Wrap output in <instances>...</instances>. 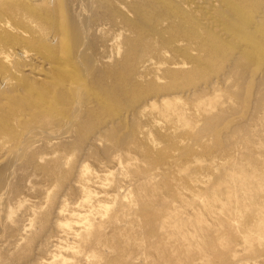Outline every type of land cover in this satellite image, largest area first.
I'll use <instances>...</instances> for the list:
<instances>
[{
    "label": "rangeland",
    "instance_id": "obj_1",
    "mask_svg": "<svg viewBox=\"0 0 264 264\" xmlns=\"http://www.w3.org/2000/svg\"><path fill=\"white\" fill-rule=\"evenodd\" d=\"M13 1L19 2L0 0V9L14 7ZM100 1L65 0L67 10L48 20L56 34L40 28L37 35L52 36L59 51L75 29L80 41L71 40V47L78 70L90 75L86 92L66 94L63 103H70L59 106L57 89L25 93L17 84L8 97L0 89V264H264V67L237 65V53L195 72L181 67L193 73L175 90L125 111L110 103L119 114L109 120L90 97L105 96L96 84L113 85L108 74L119 72L138 34L127 0ZM44 6L50 8L45 3L38 10L49 12ZM254 12L246 9V19L261 38L264 0ZM27 16L6 19L35 35L40 24ZM145 52L139 56L147 58ZM155 56L144 79L138 77L142 65L129 61V91L144 92L150 79L172 67L165 55ZM30 67L20 71L32 79L37 70ZM102 74L106 80L97 82Z\"/></svg>",
    "mask_w": 264,
    "mask_h": 264
},
{
    "label": "bare ground",
    "instance_id": "obj_2",
    "mask_svg": "<svg viewBox=\"0 0 264 264\" xmlns=\"http://www.w3.org/2000/svg\"><path fill=\"white\" fill-rule=\"evenodd\" d=\"M16 1H19V2L13 1L14 7L8 6V7H5V9H0V46L3 47V50L0 48V89L2 90L0 91L2 92L3 96L8 97L9 96L8 93H10V89L11 91H13L12 89L17 84H19V87L22 88L23 92L25 93L31 92L34 87L42 91H46V92H50L54 89H57L59 94H58L57 100L54 99V101L59 106H63L62 103L65 100V95L66 94L68 95V93H71L72 91H78L80 88L82 89L83 87H87V84L85 86V81H84L85 75L88 74V78H90L89 73L83 70L79 71L76 66V61L74 57L75 54L73 55L74 51L71 47V40L73 41L74 45H76L75 43L79 44L80 40H79V35L75 31V29L70 27V34L72 37H70V40H68V42L66 43L67 45L65 46V48H61L60 50V46H57L59 47V51H58V48L55 49V46H54L55 43L50 42L52 40H55L54 38L53 39L51 38L52 36L50 38L48 36L49 39L45 37L46 35L43 36V34H46L44 31H46L47 29H50L54 33L56 32L54 31L55 22L53 21L49 23L48 22L49 17L53 16V14H55L56 12H59L60 10L61 11L64 10V7L67 5L66 4L67 2L65 3L64 2L65 0H38L37 1L38 4H34L35 5L34 6V5H30L29 1H26V0H23V1L16 0ZM101 1H100V4H101ZM103 1H105L104 3H107V4H109L110 2V0H103ZM127 1H128V4L130 3L128 5L130 8L129 9L130 11H128V13L129 12L133 13L136 16V20L134 19L135 21L134 22L131 21V22L133 23L132 26L134 27L135 32L138 34V37H136L135 40L131 39L133 41H130V46L128 47V50L126 51V53L124 52V56L122 57L123 60L121 61L122 64L119 65L120 66L119 67L120 70L118 69L119 72L116 73L115 72L116 69H115L114 70L115 73L112 71L114 74L113 73H111V75L108 74V78L110 77L111 81L113 80L112 81L113 85L111 87H109L111 85V82L108 86L109 88L103 87L105 86L104 84L103 86H101L102 84L100 83L96 84L95 83L96 81L95 82L92 81L93 83L91 82L93 85L94 84L98 85V88L95 85L93 86L97 88V89L95 88L94 90L100 95L105 94L106 97L104 96L105 97L104 98L101 96V98H99L100 96H97V98H95L92 95L90 98L93 101L95 100L97 105L100 104V102L102 103V106L98 105L99 106L97 107L98 111L106 110L105 114L106 116L107 114L109 115L108 116L109 120L118 116L116 115L117 112L114 113L115 110L112 109V107L110 106L112 104L118 105L119 108H121V110L125 111L126 108H134L135 106L137 107L144 99L150 98L155 95H158L159 97L163 98V96H166L167 94H169L170 91L175 90L177 82L181 77L185 78L189 74L193 73L191 68L189 72L188 71L180 72L179 69L181 67L187 68L189 67V65H191L192 69L195 72L203 68V65L205 62L211 61L213 59H218V58H221L224 61H226L227 59H229V57L234 56L233 53L234 54L237 53L236 55L237 58L236 60L234 59L235 61H237V65H239L238 61L242 63V66L244 63L250 64L252 62L253 63L255 62L257 63V65L262 64V66L264 67V33L261 38L256 36L254 33L255 31L253 32V29L258 28V27H256V24L253 21H251V19L250 20L246 19L247 15H245L246 9L247 10L250 9L252 10V12H254L255 10H258L259 8L258 12H260V6H261L262 0H127ZM45 3H48L50 6V8L46 6L49 12H47L45 9L44 10L42 9V11L41 10L39 11L38 9L41 6H43ZM64 3H65V6H64ZM122 3H124V1ZM61 11L60 13H62ZM64 12L63 14H65ZM27 15H31L29 17H32L33 15V18L36 20L35 22H39L41 26V27L40 26L38 27V30L36 29L37 27L36 28L33 27L34 29L37 30L36 31L37 33L34 32V34L36 33L35 35H32L33 30L31 32L32 34H29V32H26L25 30L21 29L22 26L18 27L17 26L18 24L15 25L9 22L8 19H6L7 17L8 18L10 17V19L19 17L24 22L25 21L24 19L28 17ZM122 17L123 19L125 18L124 16ZM56 23H58V21ZM63 23H64V20H63ZM128 23L129 22H127V24ZM128 25L131 26V24H128ZM40 28H43L41 29L42 31L44 30L43 31L44 33L42 32L43 33L42 36L46 38V42H47V43H44L43 41L44 45L41 43L42 41L39 40L42 36H40V38L37 37V35L41 33L39 31ZM130 28L133 29L132 27ZM62 30L63 28H60L57 31L62 32ZM67 30L68 29H65L63 31V35H66ZM56 39H57V36H56ZM64 40L65 39H63V41ZM58 42L60 44L62 43L61 40H59ZM94 42H95V39H94ZM152 42H154L155 45H157V48L150 47ZM34 44H36V46H39V49H36V47H33ZM94 44L95 43H93V45ZM4 45L5 47L6 46L7 47L5 48ZM89 48H91V45H89ZM145 49H146L145 53L148 54L150 52V55L148 54L149 56L147 58H144L145 55L139 56V53H141ZM155 55H161V56L165 55V59H167L166 60L167 64L172 67L166 69L164 76L161 77V76H158L159 75L158 74L157 77L155 76L153 77L154 78L153 80L150 79V81L147 83V87L145 86V89L144 87H142L144 89V92H141V91L135 92L136 89L134 90L135 93H133V91H129L128 86L134 83V82L133 83L131 82L132 81L131 80L132 79L131 70L134 68L132 69L129 68V63L134 62L137 64V65L135 64V66L137 67L139 63H140L139 64L140 66L142 65L141 66L142 68H140V66L138 68L142 69L141 72L143 74L138 75V77L140 76L139 77L140 79H144L148 76L147 74H148V71H150V67L152 68V66H154L152 59L156 57ZM91 56L94 57V55H91ZM175 56H178V57L183 56L185 59L184 63H180L178 61L179 62L178 64V62L176 61L177 57ZM129 61H132V62H129ZM32 62L33 63L36 62L38 65L33 66ZM86 62L88 64H92V59L87 57ZM28 66H31L28 69L32 68L33 70H37V73H32V74H35L37 77L35 76L34 78L30 79L29 77L30 75L28 76V74L27 75L23 74L22 70L20 71V67L26 68ZM95 68L96 66L94 67V69ZM138 68L136 69L138 70ZM238 68L237 70H239ZM158 69H160L159 66H158ZM95 70H97L98 72L100 71L98 69H95ZM134 71L136 72V70ZM239 72L241 73V70ZM103 75L104 74H102V76ZM93 76H96V74ZM91 78H95V77H91ZM96 78H101L100 80L97 81V82H101L102 78H105V77L103 76V77H96ZM135 78L138 80L137 77ZM163 79H167L169 82L167 84L160 85L159 82H162ZM104 80H106V78ZM136 83H138V81ZM82 90H85V89H82ZM88 91H91V90H88ZM11 93L14 95L13 92ZM75 93L77 94V92ZM89 96H86V97H89ZM15 97L16 96H14V98ZM69 97L70 96H68V98ZM14 98L13 100L16 99ZM24 98L25 97H22V99ZM118 99H121V100L117 101ZM17 100H19V97ZM167 100L168 99L164 100V104L166 106H170L171 103L170 101H167ZM70 101H71V98L69 102L67 100V102L63 104L64 105L66 104L68 106V103H70ZM2 103L0 99V110L3 108V105L5 102H2ZM96 103H94V105ZM91 112L93 113L94 111H91ZM88 114L89 113H87V116ZM119 117L121 118L120 115ZM101 125L99 126L101 127ZM85 126L87 127V125ZM78 127L80 126L78 125ZM94 130L96 131V129H93V131ZM87 134H90V133H87ZM227 178H229L232 181L237 180L236 176L232 173H228ZM228 185H230V183H227L226 187Z\"/></svg>",
    "mask_w": 264,
    "mask_h": 264
}]
</instances>
